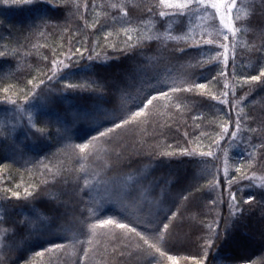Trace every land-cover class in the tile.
<instances>
[{"label":"trees","instance_id":"1","mask_svg":"<svg viewBox=\"0 0 264 264\" xmlns=\"http://www.w3.org/2000/svg\"><path fill=\"white\" fill-rule=\"evenodd\" d=\"M237 9L248 15L234 39L219 16ZM237 9L0 0V264H264V77L244 83L264 69V0ZM169 33L179 39H144ZM153 86L170 99L115 128ZM105 219L163 232L150 243L165 255L114 225L93 236ZM57 244L68 247L45 251Z\"/></svg>","mask_w":264,"mask_h":264},{"label":"snow or ice","instance_id":"2","mask_svg":"<svg viewBox=\"0 0 264 264\" xmlns=\"http://www.w3.org/2000/svg\"><path fill=\"white\" fill-rule=\"evenodd\" d=\"M14 3H32V0H13ZM252 2H254V0H252ZM160 6L167 8V9H171L172 11H161L159 13V15L161 17H165V16H170V15H179V16H184L186 17L187 15H189L192 12H205V13H209L211 16L215 17L217 13H220L221 8L223 7L228 13H232L233 9H237V0H231L230 3L227 4H220L215 2V0H208L207 3H205V0H183V2H175V3H170L169 0H160ZM112 7H122L121 5H112ZM210 10H215L214 12H210ZM149 11H151V9H149ZM125 15L127 14L126 12L124 13ZM248 13H245L243 15L240 14L239 9H237L235 18L233 19V17L231 15H229V18L227 20V22H225V17L223 14H220L219 16V21L220 24L222 25V29L221 32L223 31V29H226L228 33H230L232 35V37L235 39L236 35L238 32L243 31L244 29L242 28H238L235 27V21L238 20H242V19H246L247 18ZM126 34H127V30ZM144 39H179V37H173L171 36V34H167L164 35L162 34L161 36H148V37H144ZM224 39L227 40L228 36L225 35ZM205 44H213L214 41L209 39L204 41ZM129 47H134V45H129ZM220 47H226L225 45H220ZM5 55L4 52H0V56ZM89 59H91V57H89ZM213 59H219V57L213 58ZM209 63H211V60L208 61ZM55 61L53 62L54 66H55ZM65 67H67V65H65ZM55 75V73H53ZM264 77V69L260 70V74L259 75H253L250 77L249 80H245L244 83H250V82H259L261 81V78ZM49 79H51V77H49ZM31 83V82H30ZM40 83H43V81H40ZM68 87H78L76 85H68ZM206 87L205 84H196L193 85L192 87H188V88H179V87H171L170 88V92L172 93H176L179 91H193L194 88H200V89H204ZM153 90L155 92H157V95H152L151 93L148 96H144V98L142 100H140V103L138 105H136L137 108H139V111H135V112H131L130 114L127 115V118H125L124 116H120L119 119V123H117L116 120H113L112 123L114 124L115 128H119L122 127L125 124L131 123L136 121L139 117H141L142 115H146V109L149 108L150 105H153L155 101L160 100L161 98L164 99H170L169 96V91H162L160 89H156L153 86ZM7 91V90H5ZM224 96H227V93H223ZM150 97V98H149ZM215 98V97H213ZM146 101V103H145ZM223 103H227L226 100L222 101ZM11 103L15 104V101H11ZM177 107H179V105H177ZM235 128L237 131H234L231 133V136L234 138L237 135V132L240 130V122L239 119H237V121L235 122ZM38 131H43V129H38ZM114 131V128H108L106 129V131L104 132H100L99 136L103 137L106 136L108 133ZM254 131V130H253ZM225 132H227V129H225ZM96 139H98V137H93L91 141H89L86 144H80L77 145V147L81 150V152H84L85 150L89 149L90 146L96 141ZM192 154V153H189ZM163 155H173V153H164ZM201 155H208L211 156L213 155L212 152H208V153H202ZM245 179H247L248 177H244ZM229 187L231 186V184L233 183V181H229ZM12 195L16 198H20V193L19 192H13ZM32 195V193L27 192V190L25 191V196H30ZM231 195V199L232 201L235 200V195L234 194H230ZM186 199V197H185ZM251 202V198L248 201H245V203H249ZM213 203H215L213 201ZM230 207H231V203H230ZM235 214V213H233ZM175 215V214H173ZM115 226L116 228L119 229H123L126 230L125 234H135L137 237H139L142 241L144 245H148L150 249H155L156 252H160L161 255H165V253L161 252L160 247L157 246V243H150L151 239H155L157 242H159L160 240L163 239V232H161L160 236L158 237H148L143 235L141 232H138L137 229L135 227H130L127 224H123V223H119L116 220L113 219H105V220H101L100 221V225H96V224H91L88 225V229L90 231V233L95 236L99 233L100 229L103 228H107L108 226ZM169 225L168 224H163L162 228L164 231H167ZM211 227V226H210ZM7 231V230H5ZM157 231H160L159 229ZM89 243H91V240L89 241ZM211 246V242L208 243L207 247ZM66 247H68V245H64V244H57L54 246V248H49L46 249L45 251L48 253H52L53 251H63ZM207 253H205L206 255ZM37 255H43V253H37ZM89 255L88 250H84V257L85 259H87ZM168 259L171 260L173 262V264H178V262L176 261L175 257L172 256H168ZM195 264H204V260H197L195 262Z\"/></svg>","mask_w":264,"mask_h":264},{"label":"rangeland","instance_id":"3","mask_svg":"<svg viewBox=\"0 0 264 264\" xmlns=\"http://www.w3.org/2000/svg\"><path fill=\"white\" fill-rule=\"evenodd\" d=\"M180 2V1H179Z\"/></svg>","mask_w":264,"mask_h":264}]
</instances>
